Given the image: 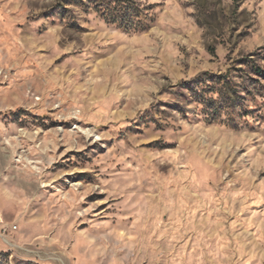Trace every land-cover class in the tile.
<instances>
[{"label":"rangeland","instance_id":"rangeland-1","mask_svg":"<svg viewBox=\"0 0 264 264\" xmlns=\"http://www.w3.org/2000/svg\"><path fill=\"white\" fill-rule=\"evenodd\" d=\"M0 264H264V0H0Z\"/></svg>","mask_w":264,"mask_h":264},{"label":"trees","instance_id":"trees-1","mask_svg":"<svg viewBox=\"0 0 264 264\" xmlns=\"http://www.w3.org/2000/svg\"><path fill=\"white\" fill-rule=\"evenodd\" d=\"M117 8V7H116ZM118 9V11H120L121 9H119V7L117 8ZM123 10V12L125 11V9H122ZM115 14H119V12H117L116 11V13ZM111 15L112 16V19H113V22H120V21H123L124 19L126 20V19H128L127 17H125L124 18V16L122 15V16H117V15ZM123 14V13H122Z\"/></svg>","mask_w":264,"mask_h":264},{"label":"bare ground","instance_id":"bare-ground-1","mask_svg":"<svg viewBox=\"0 0 264 264\" xmlns=\"http://www.w3.org/2000/svg\"><path fill=\"white\" fill-rule=\"evenodd\" d=\"M11 243V242H10Z\"/></svg>","mask_w":264,"mask_h":264}]
</instances>
